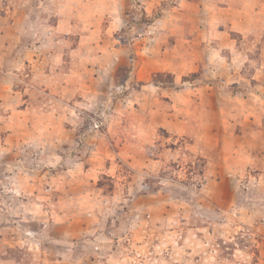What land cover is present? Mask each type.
<instances>
[{
  "label": "rangeland",
  "instance_id": "rangeland-1",
  "mask_svg": "<svg viewBox=\"0 0 264 264\" xmlns=\"http://www.w3.org/2000/svg\"><path fill=\"white\" fill-rule=\"evenodd\" d=\"M0 264H264V0H0Z\"/></svg>",
  "mask_w": 264,
  "mask_h": 264
}]
</instances>
